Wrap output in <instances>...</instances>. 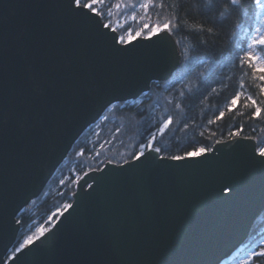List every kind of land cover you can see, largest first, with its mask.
Listing matches in <instances>:
<instances>
[{
	"label": "water",
	"instance_id": "obj_1",
	"mask_svg": "<svg viewBox=\"0 0 264 264\" xmlns=\"http://www.w3.org/2000/svg\"><path fill=\"white\" fill-rule=\"evenodd\" d=\"M104 24L73 0H0V264H220L264 211V157L252 137L183 162L146 152L89 170L72 207L10 253L17 216L83 132L181 65L167 30L121 45Z\"/></svg>",
	"mask_w": 264,
	"mask_h": 264
},
{
	"label": "trees",
	"instance_id": "obj_2",
	"mask_svg": "<svg viewBox=\"0 0 264 264\" xmlns=\"http://www.w3.org/2000/svg\"><path fill=\"white\" fill-rule=\"evenodd\" d=\"M111 5L99 10L110 25L113 18L107 9ZM148 5L145 21L132 33L144 23L162 27L169 22L182 56L180 67L169 80L152 82L139 100L112 105L84 131L40 196L17 216L20 230L12 254L27 237L36 238L51 227L64 205L71 203L79 176L108 161L132 160L153 134L154 146L166 157L199 148L208 151L218 141L237 136L252 137L257 147H264V92L260 90L264 82L239 61L246 43L244 33L252 29L257 12L251 0L237 6L228 5L227 0H151ZM128 26L117 29L119 35ZM208 29L213 30L211 34ZM237 94L241 98L233 107L231 101ZM249 96L257 102L255 106ZM256 107L261 109L258 116L253 115ZM220 112L225 113L223 118H218ZM169 118L172 123L159 133Z\"/></svg>",
	"mask_w": 264,
	"mask_h": 264
},
{
	"label": "snow or ice",
	"instance_id": "obj_3",
	"mask_svg": "<svg viewBox=\"0 0 264 264\" xmlns=\"http://www.w3.org/2000/svg\"><path fill=\"white\" fill-rule=\"evenodd\" d=\"M102 2L103 0H91V2H88V0H84V2L82 3V0H73V3L75 4L77 9H80L81 11L88 10L90 14L95 13L97 17H100L101 13L96 11L94 5L97 3H102ZM227 3L230 6H237L242 3V0H227ZM251 3L254 4L256 9H258V11L256 12V19L259 21V23L256 25L255 32L250 38V41L247 45V50L244 51L243 55L239 57V61H240L241 66H244L246 64L253 71L254 75L258 74L257 79H259L261 82H264V55L258 54V52L264 53V0H251ZM140 6L145 9L149 7L148 4H142ZM131 19L133 22H135L137 20V16L133 14ZM103 26L105 28H108L110 31H113V32L116 31V28H113L110 24H104ZM164 30H167V35L169 37L173 36L174 33H173L172 28L170 27L169 22H165L162 27L159 24L150 25L148 23H144L142 28L139 31L135 32V36L139 37L142 35V33L147 31V36L145 38H151V37L156 36L159 32L164 31ZM200 30L203 31V26H201ZM208 31L211 34L213 30L208 29ZM133 38H134L133 33L131 30H129L127 32V41H125L123 36H120L118 37V42L121 45H125L126 43L131 42ZM260 90L261 92H264V87H261ZM240 98H241L240 94H237L235 98L232 99L231 105L235 107V105L240 100ZM247 99L251 101L253 106L256 105L257 102L251 96H249ZM229 110H231V108ZM260 112H261V109L259 107H256L253 115L258 116ZM224 115H225L224 112H220L218 118H223ZM171 123H172L171 118L167 119L164 122V124L158 128V131L161 134H163L164 130L167 129ZM231 135H238V133H232ZM155 139L156 137L153 134L151 135L150 139H148L146 142L142 144L137 154L135 155V160L139 161L141 160V158L147 159L148 157L146 155V152L155 155L157 159H161V160L169 159L174 162H183L190 158H198L202 154L205 153L204 148H199L193 151L186 152L184 155H172L170 157H166V156L161 155L162 150L159 147L154 146ZM254 152L258 153L260 157H264V147H256L254 148ZM83 154L84 153H81V155ZM97 155H99V153H97ZM89 187H91V185H89ZM71 207H72L71 204L64 205L65 209H69ZM40 234L42 235L43 232H41ZM34 238H35L34 236L27 237V239L24 240L21 247H25L28 244H30ZM17 251H19V249H17ZM256 255L264 256V251H260V252L253 251L250 257L247 259H250L251 256H256ZM247 259L245 260V264H247Z\"/></svg>",
	"mask_w": 264,
	"mask_h": 264
},
{
	"label": "rangeland",
	"instance_id": "obj_4",
	"mask_svg": "<svg viewBox=\"0 0 264 264\" xmlns=\"http://www.w3.org/2000/svg\"><path fill=\"white\" fill-rule=\"evenodd\" d=\"M128 1V2H127ZM122 1L120 0H103L102 3H97L94 5L96 11L99 12L104 6H108L107 13L109 16H111L113 19V24L111 25L113 28L120 29L125 25H129L128 29L123 32L122 35L125 41H127V32L129 30L132 31L133 28L139 26L145 21V8L141 7L142 4H148L151 0H135L138 2H132V0ZM91 2V1H90ZM133 3V4H132ZM118 5V7H117ZM135 6V7H133ZM133 7V9H132ZM258 11V9H257ZM135 14L137 16V20L135 22L132 21L131 17ZM259 23V21L256 19L253 24V27L251 30H246L244 33V38L246 40L244 51L247 50V45L250 41L251 36L255 32V27ZM139 31V30H137ZM145 34L142 33L141 36H144ZM147 36V35H146ZM133 37L136 38L135 33H133ZM133 38V39H134ZM260 55H264V53H259ZM160 133V132H159ZM264 215V212H263ZM259 216L255 223L253 224L251 231H250V240L248 244L243 247L236 255L232 258L231 262L229 264H245V260L250 257L251 253L253 251L260 252L264 251V235L263 236H257V233L264 227V216ZM263 216V217H262ZM247 264H264V256L262 255H256L251 256L250 259H247Z\"/></svg>",
	"mask_w": 264,
	"mask_h": 264
},
{
	"label": "bare ground",
	"instance_id": "obj_5",
	"mask_svg": "<svg viewBox=\"0 0 264 264\" xmlns=\"http://www.w3.org/2000/svg\"><path fill=\"white\" fill-rule=\"evenodd\" d=\"M263 235H264V227L257 233V236L256 237L263 236ZM232 258L233 257H228V258L224 259L223 261H221L220 264H224L226 261H227L226 264H229V262H231Z\"/></svg>",
	"mask_w": 264,
	"mask_h": 264
}]
</instances>
